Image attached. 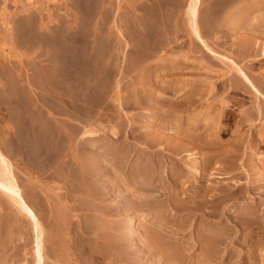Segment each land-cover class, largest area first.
Wrapping results in <instances>:
<instances>
[{
	"label": "bare ground",
	"instance_id": "obj_1",
	"mask_svg": "<svg viewBox=\"0 0 264 264\" xmlns=\"http://www.w3.org/2000/svg\"><path fill=\"white\" fill-rule=\"evenodd\" d=\"M3 1L6 2L7 0ZM184 1L185 0H163L160 8L152 4L153 6L155 5V8L159 9L153 8L158 12L154 13V21L158 24H168L170 22L176 24L179 18L176 14L181 12L184 8ZM187 1L185 12L188 15L187 18L192 25V30L196 37L194 40H191L192 42L194 41V46L188 51L186 50V52L176 53L179 54L176 58H158L153 61L154 63L149 60L142 75L140 74V85L136 87V95L138 98L136 96V101L134 102V98L132 101L135 108L139 107V109L141 108V110L143 109L147 112H136L137 114L133 116L132 121L135 123L139 118L141 121L142 119L148 120V123L146 124L145 122L144 124H146V126L143 127H141L142 125L140 127L138 126L137 131H135L133 126V132H135L132 138L135 143L134 156H137L134 160L135 162L133 161L132 163V160H130L132 156L130 147H126V150L122 148V150H120V146L118 145V152L120 151L122 155H120L121 166L117 164V169H119L118 166H120V168H122L121 171H123L121 173H123L126 178L123 179V176H121L123 180L117 179L124 183L120 181L122 184H117V179L114 178L112 181L109 180L111 181L110 184L107 183V185H102V183H100L102 186H95L92 182L93 178H96V175L99 174L100 171H105L108 167L104 168V170L101 169L102 167L99 168L101 165L96 163L100 162L98 160L94 162L100 166L92 164L94 162L91 161L92 163H90V165L92 164L93 168L89 167V164L86 165L88 163L85 159L86 156L83 159H85L87 163L83 166V159L77 158V154H80V152L74 151L76 153H72V155L70 153L74 159L76 158L80 162H75L76 159L71 161L76 163V165L79 163L80 166L77 167L81 168L82 171L84 170L83 172L81 171L83 174L80 173L81 177L78 179L83 183L81 186L84 185V188H81L82 191L80 190V192L82 199L88 200V204L85 207L88 212H86V218L81 220V222L79 221L74 228L72 226L73 219L71 218L68 222H65L61 214L57 211V221L61 223L63 227L61 228V233H58V231H60L59 229L52 227L49 233L50 237H48L50 242L47 248L51 249H49V251L45 248L44 228L41 219L34 207L28 203L11 162L5 156L4 152L0 150V201H3L2 196H9L20 207L21 213L28 218L29 223L32 225L34 229L32 231H34L36 235V238H30V240L34 242L32 243L34 244L32 246L34 247V251L33 255H31L32 258L34 256L35 260L33 264H110L116 261L112 259L119 256L120 262H118V264H141L140 261L142 258H145V256L142 257L143 255H141V253L145 251V247L143 248L144 251L140 249V247L143 246L137 245L138 243L135 244L137 246L134 245L130 247V239L133 232L131 231L132 233L130 234L129 230L132 229H129V225L131 223L133 224L135 221L133 215L130 213L131 210L136 207L137 210L140 208H146L147 210L146 212H144L145 210L143 212L136 211V213L140 214L141 218H144V222L141 220L142 228L139 229L140 226L137 227L139 224H136V227L133 224L131 228L134 226L138 232L144 228L140 233L142 234V232L146 231V238L148 239L149 237L148 240L154 245V247H147L146 250L149 249L148 253L152 250V252H154V250L157 249L155 250L156 259L152 261V264H264V258H262V255H264L262 254L264 252V250L262 252V247H264V241L262 239V235H264V0ZM204 3L209 5L208 7L205 5L207 7L205 24H209L210 27L201 29L199 23ZM111 5L110 3V6ZM111 10H113V7ZM106 17L100 20L103 24L104 22L108 23L107 21L109 18ZM226 28H229L231 37L225 36ZM233 36L234 38H232ZM207 37H211L213 41L209 42ZM223 38H227V41L222 40ZM229 38H231V40ZM173 40L175 39L173 38ZM220 41L223 42L221 49L218 47ZM196 53L200 55H195ZM153 55L154 54L148 56V58L145 56L146 61L152 59ZM146 61L144 62L145 64L148 62ZM5 62L4 60L0 62L2 63L0 66L2 68L4 67V69L6 67ZM154 64L157 66H154ZM32 81L33 79L31 82ZM29 82L27 81L28 84ZM7 83L6 86L4 85L5 87L8 86ZM10 85H12V83ZM20 87L21 86H19V88ZM13 96L14 95H12V97ZM16 96L15 94V98H17ZM133 96L134 95H132V97ZM132 97H130V99ZM124 103H122L123 106L125 105ZM122 104L120 106L121 108ZM126 122H128V120ZM137 125L140 124H136V126ZM7 127L10 128L8 125ZM7 127L5 126L1 129L6 130ZM10 129L12 130V128ZM90 131L93 133L92 130ZM1 132L2 131H0V135H2ZM78 132L80 131L78 130L77 133ZM137 132H142L143 135L140 134L143 137H140V134H137ZM123 133L125 134V132ZM123 133L121 134L122 136L124 135ZM10 135L5 136L7 137ZM115 135L117 138H113L114 140L111 139L113 142L122 137L117 133H115ZM228 135L229 138L224 139V137H228ZM111 136L114 135L111 134ZM8 138L9 137H7V139ZM14 139L8 142L16 144V140L15 142L13 141ZM76 139L79 141L78 138ZM78 143L79 142H76L75 144L78 145ZM123 145L124 143H121V146ZM18 147L20 146H17V148ZM73 147L75 149L77 147L79 148V146L75 147L74 145ZM107 147L109 146L107 145ZM155 147L158 149L153 152H156L158 156L155 154L157 156L156 159L149 158V160H147L145 154L151 153L150 149H154ZM192 148L204 150L201 151L205 153L204 158L200 157L202 158L201 161H195L189 158L188 155L187 159L183 158L182 152L188 150L185 152L189 153V150ZM109 149L110 148L107 150ZM109 153L113 156L117 154L116 151ZM100 154L101 153H99V155ZM105 154H108V152ZM89 156L90 155L87 156L88 159H93V157L90 156L91 158H89ZM162 156L166 157L167 166L165 165L166 162L163 164L160 160ZM239 156H241V159H238ZM246 156L248 157L247 162L245 161ZM95 158L97 159V157ZM69 159L73 158L69 157ZM114 159L111 160L113 161ZM238 160H240V163L239 166H236ZM67 163H69V161H67ZM214 164H217V171L211 169L214 167ZM72 165L76 167V165L71 163L70 168H73ZM79 168L75 170H81ZM129 170L132 174L129 173ZM70 171L71 170H69V175ZM72 172H74V168ZM76 172L71 175L76 174ZM121 173L118 174L121 175ZM214 173H220L223 176L227 175L228 178L242 176L245 177V181L236 179L232 180V182H219V185L213 187L209 184L203 186L202 181H207L208 179L210 181L212 177L209 176L215 175ZM76 176H79V174ZM73 178L76 179L75 177ZM98 180H101V178ZM192 180L200 182L201 184L195 183L196 185L193 186L190 184ZM75 181L74 184L77 183ZM98 183L99 182H97V184ZM72 186L73 188L70 187V190L73 192L75 186ZM78 186H80V184H78ZM77 189H79V187ZM75 192H77L76 189ZM240 200L241 202H239ZM153 202H156V204L154 208H150ZM242 203L244 204L242 205ZM232 204H238V208L235 212L230 214V212L228 213L227 211ZM232 210H234V208ZM14 213H16L17 217L19 216V214H17L18 211ZM11 214L15 216V214ZM93 214L106 218L104 221L107 222L103 226H98L97 224L100 221L97 223V220L92 218ZM134 215L136 214L134 213ZM148 215H153V217L149 219L151 221L150 223L153 224L152 226L146 223L148 217H151ZM227 215H229V218ZM114 216L118 217L119 220L117 219L118 221H116V219H111V217L114 218ZM122 216H127V219L122 218ZM197 216L201 217L199 223H196ZM23 220L25 221L24 218ZM115 221L118 223L119 221L126 222L124 225H120V223L122 224V222H120L118 226V223L116 225ZM113 222L115 225L112 224ZM3 224L0 218V251L2 250L1 247L4 249L5 245L2 239V228L4 229L6 227V223L2 227ZM196 224H199V228L197 226L195 230L194 227ZM23 226L28 227L24 224ZM24 227L19 228L24 229ZM127 227L129 230H127ZM165 227L171 229H169L171 232L170 235L166 234V230L168 229ZM12 228L13 227H11V229ZM19 228L18 226L16 227V229ZM31 228H28L29 230L25 228V230H23L24 234L19 230L24 235L23 238H25L26 241L27 239L29 240L30 237V234H26L31 232ZM48 229L47 227V230ZM4 230L6 231V228ZM14 230L15 228L13 231ZM191 230H193V232H191ZM26 231L29 232L26 233ZM116 231L119 233L120 231L123 232L117 234ZM164 231H166V233H164ZM187 233L191 234V240L195 239L194 242L196 241L197 245L200 247V251L196 255L191 253L193 248L190 247L191 245L187 247V244L192 241H188L187 239L186 242L184 241L185 243L182 247L177 240L179 234L185 237ZM193 234H195V236H193ZM15 235L16 234L12 232L7 234L8 241L6 239V243L10 245L7 247H13V249L17 247L19 242L17 244L18 238ZM47 235L48 231L46 237ZM145 236L143 237L144 239ZM19 241H21V239ZM24 241L25 240H23V242ZM32 241H28V243ZM21 242L20 246L22 244ZM148 242H146L147 245H149ZM120 243L125 244V247L120 249L118 247ZM23 244L26 247L28 245L27 243ZM229 244H234V247L231 249V252L225 255L227 249L222 250L221 246L225 245V247H227ZM19 250H22V248H19ZM2 251L4 252V250ZM11 251L12 250H10V252ZM19 253L20 251L16 253L17 255L10 254L11 257L6 260L7 263L5 264H17L23 260L21 256L25 255L20 253L21 256H19ZM24 253L27 252L24 251ZM4 256H6V254H4ZM4 256L2 254V257ZM18 257L21 260H19ZM49 258L52 259L51 263L48 262ZM107 258H111L112 262H110L109 259L107 261ZM151 260H153V258ZM148 261L150 262V259H148ZM231 261H234V263H231ZM149 262L146 263L150 264ZM1 263L2 259L0 255V264Z\"/></svg>",
	"mask_w": 264,
	"mask_h": 264
},
{
	"label": "rangeland",
	"instance_id": "obj_2",
	"mask_svg": "<svg viewBox=\"0 0 264 264\" xmlns=\"http://www.w3.org/2000/svg\"><path fill=\"white\" fill-rule=\"evenodd\" d=\"M0 3H1L0 4V9H1L0 10V62L2 60L6 61L5 69L4 67L2 68L0 66V68L3 70L2 71L0 69V131L3 132V133L1 132L2 135H0L1 137L0 150L4 152L5 156L11 162L16 177L18 179V182L23 190L24 195L26 196L28 203L32 207H34L38 216L41 219L44 228V241L46 246L45 248H47L50 242L48 237H50L49 233L51 232L52 227L59 229L60 231H58V233H61L62 231L61 228L63 226L61 225V223L57 221V217H56L57 211L61 214L65 222H68L72 218L73 219L72 226L74 228L77 226L79 221L81 222V220L86 218V212H88L85 209V207L88 204V200L82 199L80 192L81 188H84V185L81 186V184L83 183H81V180L79 179L81 177V174H83L82 172L84 170L82 171L81 168L77 167L80 166L79 163L76 165V163L72 162L76 159V158L74 159V157L71 156L72 153L80 152L82 156L80 154H77L78 155L77 158L81 160L86 156L85 159L88 163L85 161V159H83L82 161L84 162L81 161L83 163V166L85 165V163H87L86 165L89 164V167L93 168L92 164L94 165L100 164L101 166L100 165L97 166H100L99 168L102 167L101 169L103 170L104 168L108 167L106 168L105 171L102 172L100 171L99 174L96 175L97 179L93 178L92 182L94 183L95 186L99 185L98 187H100L102 185H107V183L110 184L114 178L122 179L121 176H123V179H125L126 177H124L123 173H121L123 172L121 171L122 168H120L121 166L120 155L122 154L120 151L118 152V150L119 149L126 150L127 149L126 147H130V150L132 152V156L130 160H132L133 163V161L137 158V156H134L135 143L133 141L134 139L132 138L135 135L134 134L135 132H133V129L135 128V131H137L138 126L140 127L142 125L141 127H143L146 126V124L148 123V120L146 121L143 120L142 118H141L142 121L139 118L135 123H133L132 121L133 116L137 114L136 112H140V111L142 113L147 112L143 109L141 110V108L139 109V107L135 108L132 101L133 98H134V102L136 101L135 99L137 96L136 87H139L140 85L139 80H141L140 77L142 75V72L144 71V68L148 65L149 60L150 62H153L158 58L165 59L171 57H175V58L178 57L179 54L176 53L186 52V50L188 51L189 49H191L192 46H194V41L192 42L191 40H194L196 37L192 30V25L187 18L188 15L185 12L186 9L185 6L188 3L187 0L184 1L185 5L182 11L176 14V16L178 15L177 17H179L178 22L176 24L172 22L168 24L167 23L158 24L156 23V21H154L155 19L154 13H158L154 9L159 10L158 8L161 7L163 0H116V1L89 0V2L88 0H79V1L78 0H9V1L7 0L6 2L2 0L0 1ZM110 3L112 4L111 6ZM152 4H155L156 6H158V8H155L154 7L155 5L153 6ZM205 5L207 7L209 6L207 5V3H204L202 6L201 20L199 23L201 29L210 27L209 24H205L206 9H207ZM112 7L113 10H111ZM153 10L156 12H154ZM106 16L109 18V20L107 21L108 23L104 22L103 24V22H101L100 20H102V18H105ZM230 35L231 32L229 28H226L225 36L231 37ZM173 38L175 40H173ZM207 38L209 42L213 41L211 37H207ZM232 38H234V36ZM229 39L231 40V38ZM222 40L227 41V38H223ZM81 43H83L84 45ZM222 45L223 42L220 41V44L218 43V47L221 49ZM154 50L156 51V53ZM152 54H154L153 58L148 59L147 62L146 58H148V56ZM197 54L198 53H196L195 55ZM144 59L147 62L146 64L144 63L145 62ZM0 65H2V63H0ZM154 66L157 65L154 64ZM32 79L33 81L31 82ZM27 81L28 82L30 81L29 84L27 83ZM6 83L8 84L7 87H5ZM11 83L12 85H10ZM19 86L21 87L19 88ZM15 94L17 95L16 96L17 98H15ZM12 95L14 96L12 97ZM132 95H134L135 97L134 96L132 97ZM128 96L132 98L130 99V97ZM31 101L33 104L31 103ZM121 101L122 103L125 102L124 106L121 103ZM121 104H122V108L120 107ZM126 104L128 108L126 107ZM124 120L126 121L128 120V122ZM145 122L146 124H144ZM128 123L130 127L128 126ZM136 124H140V125L136 126ZM7 125L10 128H12V130L8 128ZM5 126L8 129L6 128V130H2L1 128L2 127L4 128ZM78 130L80 132L77 133ZM90 130H92L93 133H91ZM123 132H125V134ZM86 133H88L89 135ZM115 133H117L118 135L120 134L119 136H122L121 135L122 133L124 135L120 137L118 140H115L113 142L112 141L114 140L113 138L115 137L117 138ZM140 133L143 135L142 132ZM140 133L137 132V134ZM111 134L114 136H111ZM141 134L140 137L142 136ZM5 135H10V136H7L9 137L7 139ZM75 137L78 138L79 141H77ZM10 138L14 139L13 140L14 142L16 140L15 143L18 145L8 142L9 140H11ZM225 138H229V135L228 137L225 136L224 139ZM76 142H79L78 145L75 144ZM121 143L122 144L124 143V145L121 146ZM112 144L114 147L112 146ZM73 145L75 147L79 146V148L77 147L75 149ZM107 145L109 147H107ZM118 145L120 146V148ZM17 146L20 147L17 148ZM108 148L110 149L107 150ZM156 149L158 148L155 147L154 149H150L151 153L148 154H145L143 152L146 155L147 160H149V158L156 159L158 155L156 154V152H153ZM112 151L117 152L118 156L117 154L115 155L118 158L115 155L113 156L112 154L109 153ZM185 151H183L184 153L182 152L184 159H187V157L189 156V158H192L193 160L199 162L205 156V153L201 152L204 150L199 148H194V149L192 148L191 150H189L190 151L189 153ZM107 152L110 155L105 154ZM99 153H101L103 156L101 154L100 156ZM88 155L93 157V159L90 156L89 158H91L92 160L88 159L87 157ZM92 155L97 157V159ZM69 157L73 159H69ZM239 157L238 159H241V156ZM78 159H76L75 162L79 161ZM111 159L117 160L118 162L114 160L113 162ZM247 159L248 157L246 156V160H245L246 162ZM95 160H98L100 162L98 163ZM160 160L163 162V164L167 161L165 156H162ZM67 161H69V163H67ZM91 161L92 162L95 161L97 164L95 162L92 163ZM70 162L76 165V167L72 165L74 168V172H72L73 168L72 167L70 168L71 166ZM90 163L92 164L90 165ZM239 163L240 160L236 162V166H239ZM117 164L120 165L118 166L119 169H117ZM165 165L167 166L168 163L166 162ZM213 166L214 167H212L211 169H213V171H217L216 170L217 164H214ZM67 168L71 170L70 175H69V170ZM78 168L81 169L79 170L80 172L77 171ZM130 170L129 173L132 174ZM71 172L72 173L76 172V174L71 175L72 174ZM118 173H121V175ZM78 174L79 176H76ZM214 174L215 175L209 176L212 177L210 181L209 179L207 181L206 180L202 181L203 186L209 184L210 186L213 187L219 185V182H226V181L232 182V180H236V179L245 181V177L242 176L236 178H228L227 175L223 176L220 173H214ZM73 177H75L76 179H74ZM100 178L101 180H98ZM118 179H117V184L124 183L123 181L120 180L122 182L121 183ZM74 181L77 183L79 182L78 184H80V186H78L77 183L74 184ZM96 181L99 183L97 184ZM100 183H102V185ZM195 183L196 184L198 183L199 185L201 184L200 182L194 180L190 182V184L193 186L196 185ZM70 184L75 186L73 192L72 190H70L71 188H73V186ZM78 187L79 189H77ZM75 189L77 192H75ZM9 199L11 198L5 195V197L2 196L3 201L2 202L0 201L1 223L2 222L4 224L6 223L5 225L6 231L4 230L5 228L4 229L2 228L3 230L2 239L3 242H5V245H4V249L3 247H1V249L4 250V252L2 250L0 251L1 252L0 255L2 259L1 264L7 263L6 260H8L11 257L10 254L12 255L16 254L19 251L22 255L25 256H21L19 253V256H21L24 261L18 257L19 260L21 261L18 262L17 264L20 263L33 264V262L35 263V260H34V256L32 258L31 255H33V251H34V247H32L34 245L32 243L34 242L30 240V238H36L35 232L32 231L34 229L32 225L29 223L28 218L21 213L20 207L12 199L11 200ZM239 202H241V200ZM155 204L156 202H153L151 204L152 206L150 205V208L151 207L154 208ZM243 204L244 203H242V205ZM233 208L234 210H232ZM237 208H238V204H232L227 212L228 213L230 212V214H232L237 210ZM134 209H132L130 213L131 215H133V218L135 219L133 224L134 226L136 224L137 225L139 224L138 226L137 225L136 226L137 227L140 226L139 229H141L142 221L144 222V218H141L140 214L136 213V211L143 212L145 210L144 212H146L147 209L140 208L137 210V207ZM17 211H18L17 214H19L18 217L16 213H14ZM11 213L15 214V216L12 215ZM134 213L136 215H134ZM11 215L13 216V218ZM148 216L151 217L149 218ZM148 216H147L148 219L146 218L147 219L146 223L149 226H152L153 224L150 223L151 221L149 219H151L153 215H148ZM227 216L229 218V215ZM126 217L127 216L125 217L122 216V218L124 219H127ZM199 217L200 216L196 217V221H197L196 223H199V220L201 219V217L200 218ZM23 218L25 219V221L23 220ZM92 218L96 219L97 223L100 221L97 224L98 226H103L107 222L104 221V219L106 220V218H102L96 214H93ZM111 219L113 220L116 219V221L119 220L118 217L115 216L114 218L111 217ZM9 221L11 225L10 224L8 225ZM22 222L25 226L28 227H24ZM120 222H122V224ZM125 222L126 221H119L120 225H124ZM139 222L141 223V225ZM18 223H20L22 226ZM27 223H29L31 226ZM117 223L118 222H116V225ZM4 224L2 225V227L4 226ZM112 224L115 225L114 222ZM133 224L131 223L129 225V229L132 230H129L127 227V230L130 231V234L133 232L132 233L133 235L131 234V239L132 237L133 239L132 240L130 239L131 241L130 247H133L136 243H138L137 245L140 246L142 245L143 247H140V249L142 251H144L145 249V251L144 252L141 251L142 253L141 252L140 253L141 255H143L142 257L145 256V258L144 259L142 258L140 263L147 264L146 262H149L148 259H150L149 263L152 264V261H155L156 259L155 250L157 249L152 248L155 249L154 252H152L153 250L151 249L152 251L148 253L149 249L146 250L147 247H154V245L152 244V242H150V240H148L149 237L148 239L146 238L147 236L146 231L142 232V234L140 233L142 230H144V228L138 232L135 228L136 226L135 227L132 226L133 228H131V225ZM17 226L18 228L24 227V229H20V228L16 229ZM197 226L199 228V224L195 225L194 227L195 230L197 229ZM11 227L13 228L11 229ZM47 227L49 228L48 230ZM14 228H15L14 230L15 232L13 231ZM25 228L26 230H29L28 228H31L30 230L31 232L26 231V233L29 232L26 235L30 234L29 240L27 239V241L25 238H23L24 237L23 230H25ZM166 229L165 230L167 231V233L166 231H164V233L170 235L171 229L170 228H166ZM16 230L18 233L16 232ZM19 230H21L23 234ZM134 230H136L138 233ZM47 231H48V235L46 237ZM9 232L16 234L15 236L18 238L17 244L19 242L18 244L19 248L20 249L22 248V250H19L18 245L17 247H14V249L13 247H7L9 245V243H6L8 241L7 234ZM116 232L117 234H121L123 231L122 232L120 231V233L118 231ZM191 232H193V230H191ZM20 233L22 236L20 235ZM134 234L136 235V237ZM187 234L185 237L180 236L181 234H179V236H177L178 237L177 240L179 241L182 247L184 246V243L187 241V239L188 241H192L187 244L188 245L187 247L191 245L190 247H193L191 253L192 254L194 253L193 255H196L199 253L200 247L199 245H197L196 241L194 242L195 239L191 240L190 238L191 234L188 235ZM144 236L145 239L143 238ZM193 236H195V234H193ZM20 239L22 242L19 241ZM262 239L264 241V235H262ZM23 240L25 241L23 242ZM28 241H32V242H29L30 243L29 244ZM20 242L22 244L27 243L28 244V245L26 244L27 247L24 244H23L24 247L22 246V244L20 246ZM146 242H148L149 245H147ZM231 245L229 244L227 247H225V245L221 246L222 250L227 249L225 255H227L228 252L232 251L231 249H233L234 244ZM118 247L121 249L125 247V244L120 243L118 244ZM49 249L50 248H47L48 251ZM10 250H12L11 251L12 253L10 252ZM14 250H16L17 252ZM263 250L264 247H262V252ZM13 251L16 253H14ZM24 251L27 253H24ZM2 254L3 256L4 254H6V256H4L6 259L2 257ZM262 254H264V252ZM119 258L120 256L112 260L117 261L119 260ZM152 258L153 260H151ZM262 258H264V255H262ZM49 259L48 262L51 263L52 259L51 258ZM108 259L110 262H112L111 258H107V261ZM116 261L112 263L118 264V262H120V260L117 262ZM231 263H234V261H231Z\"/></svg>",
	"mask_w": 264,
	"mask_h": 264
}]
</instances>
